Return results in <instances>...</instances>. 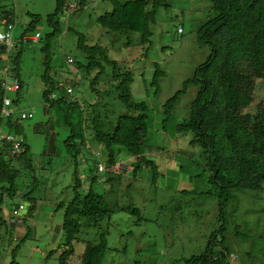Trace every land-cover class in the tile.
I'll use <instances>...</instances> for the list:
<instances>
[{
	"label": "rangeland",
	"instance_id": "374dc122",
	"mask_svg": "<svg viewBox=\"0 0 264 264\" xmlns=\"http://www.w3.org/2000/svg\"><path fill=\"white\" fill-rule=\"evenodd\" d=\"M56 1L0 0V17L7 11L15 15L13 42L17 47L6 52L5 56L12 58L17 51L21 52L19 78H16L22 82V95L18 104L11 106L13 117L16 119L22 111H33V117L22 122L20 134L30 145L33 170L18 180V194L34 189L36 185L33 195L38 202L31 215L33 218L39 214L38 226L32 219L25 220L16 234L15 224L11 222L10 228L9 222L0 215V264H57L58 253L55 251L62 241L63 212L57 210L55 203H67L73 197L74 167L63 149L68 132L61 123L58 124L59 116L54 109L47 107V116L42 111L46 105L42 97L44 55L41 51L43 41L40 40L51 31L46 17L54 12ZM115 1L123 3L128 0ZM165 1L168 7L158 10L155 23L150 26L147 45H142L138 33H109L97 23L99 16L112 10L108 0H83V5H79L80 0H66L67 4L78 7L71 14L64 10L60 16L62 32L50 42L53 56L49 74L55 85L64 84V88L59 86L61 91L55 89V96H66L79 102L86 98L91 103L100 101L89 89L90 81H83L76 66H68L66 62L67 57L80 59L76 43L78 34H82L89 45L105 47L108 56L119 67L132 72L131 98L147 105L145 156L156 166L154 180L148 166L141 164L134 172L135 159L130 162L126 157H121L123 165L116 164L119 173H98L97 165H106L104 149L87 141L89 149L85 152L89 154L83 152L86 161L79 167L83 183L87 186L90 178L96 176L93 190L103 196L111 211V216L100 224L101 229L108 232L104 262L182 264L193 255H201L211 235L224 226L216 241L221 242L223 238L226 264H264V184L258 191H235L233 199L220 210L217 199L205 194L210 185L205 161L199 156L200 150L190 148L189 134L177 131V125L188 118L197 90L193 86L184 88V82L192 78L195 69L209 54L207 46H198L196 33L211 15V4L209 0ZM34 17L40 21L35 23L34 32L24 37L39 33L40 39L20 43L24 29ZM3 29L0 21V31ZM0 58L3 55L0 54ZM11 65V59L10 62H0V80L3 68H12ZM157 71L160 73L155 75ZM110 73L107 68L99 80L98 89L110 91L105 103L110 109L109 116L114 117L126 110L111 91ZM94 76L95 72L91 78ZM8 80L13 82L15 78L9 77ZM67 85L72 89L71 95L65 92ZM177 92L171 115L165 120L163 106ZM6 96L11 100L16 98L15 93ZM36 125L42 126L38 132L32 130ZM50 139L55 143L54 152L47 151ZM96 152L98 157L91 154ZM33 176L37 180L33 181ZM17 204H22L25 208L22 214H27L28 200L20 195L5 199L8 211ZM129 208H136L138 212L126 211ZM97 231L93 229L79 237L86 241L96 240ZM32 247L37 251H32ZM74 249L76 257L84 249L82 241L75 242Z\"/></svg>",
	"mask_w": 264,
	"mask_h": 264
},
{
	"label": "trees",
	"instance_id": "16d2710c",
	"mask_svg": "<svg viewBox=\"0 0 264 264\" xmlns=\"http://www.w3.org/2000/svg\"><path fill=\"white\" fill-rule=\"evenodd\" d=\"M108 1L112 4V10L99 16L97 23L109 33H138L142 45H147L150 41V26L155 23L158 10L168 7L165 0H128L123 3ZM209 2L211 15L196 33L198 46H207L209 54L205 62L195 69L192 78L184 82V88L193 86L197 90L189 107L188 118L177 125V131L189 134L190 148L200 150L199 156L205 161L207 183L210 185L205 194L214 196L222 210L233 199L235 191L263 189L264 0ZM83 3V0H80L79 5ZM66 5V0L56 1L54 12L46 17L47 26L51 31L40 40L43 41L41 51L44 55V73L41 78L45 88L42 97L45 105L58 114V124L61 123L68 132L63 149L74 167L72 199L67 203H55L57 210L63 212L62 241L55 251L58 253L56 261L57 264H105L108 232L101 229L100 224L111 216V211L103 196L93 190L97 177L92 176L87 186L83 183L79 167L86 161L83 152L89 149L85 147L87 141H92L104 149L107 155V169H112L118 162L121 163L123 157L135 159V166L132 168L134 172L141 164L148 166L153 172V180L157 176V169L145 156L147 105L132 100L129 88L133 79L132 72L125 67H119L118 63L108 56L105 47L99 44L89 45L85 37L78 34L76 48L81 54L80 59L72 57V62L67 63L68 66H76L75 69L81 72L83 81H90L89 89L100 99L99 102L91 103L87 98L79 102L66 96H55V89L64 87L62 84L60 87L55 85L49 74L53 56L50 42L62 32L60 16ZM0 21L14 25L15 15L12 11L4 12ZM39 21V18L34 17L22 36L34 32L35 23ZM6 52V47L0 46V54ZM20 56L19 50L7 60H12L11 67L17 78ZM1 61L3 60L0 58ZM107 68L111 71L108 78L111 91L116 94V99L126 110L124 114L114 117L109 116L110 109L105 103L110 91L103 89L101 92L98 89L99 80ZM94 72L95 76L91 78ZM159 73L157 71L155 75ZM18 81L19 88L11 105L13 107L18 104L22 95V82L19 79ZM178 94L179 92L164 104L165 120L169 119ZM3 96L0 85V107ZM13 120V116L8 118L5 128L21 134L22 123ZM1 122L0 120V126ZM85 153L89 154L88 151ZM32 170V154L26 142L19 156L10 153L8 143L0 142V215L5 206V199L20 195L29 201L28 216L32 217L38 202L33 195L37 186L34 185V189L19 194L17 187L21 176ZM107 172L119 173H102ZM32 178L33 181L37 180L34 176ZM17 206L13 205L12 209ZM126 211L138 212L136 208ZM20 221L22 223L25 220L22 218ZM93 229L98 230L96 240L86 241L79 237ZM223 230L224 226L219 228V232L211 235L201 255H193L182 264H226L223 238L221 242L216 241V237ZM77 241H82L84 249L75 257L74 243Z\"/></svg>",
	"mask_w": 264,
	"mask_h": 264
},
{
	"label": "built area",
	"instance_id": "2783aa9c",
	"mask_svg": "<svg viewBox=\"0 0 264 264\" xmlns=\"http://www.w3.org/2000/svg\"><path fill=\"white\" fill-rule=\"evenodd\" d=\"M77 9V6L74 4H67L66 5V12L68 13H73L75 12V10ZM1 24L4 26L3 31H0V46H4L7 49V52H11L12 50H14L17 46L16 44L13 42V29H14V25L13 24H9L6 23L4 21L1 22ZM25 35H23L20 38V43L22 42H26L28 40H31L33 42H37L40 39V34L39 33H35L33 36L26 38L24 37ZM9 57L5 56V54H3V58H1L3 61H7ZM67 63L70 64L72 62V58L71 57H67L66 58ZM9 77H13L15 78V80L13 82H9ZM0 85L3 89L4 92V96L2 98V103H1V107H0V120L1 122V126H0V142H6L8 143V145L10 146V153L15 155V156H19L21 151H22V147L25 144V138L23 136H21L20 134H16L13 132L8 131L5 128V123L8 120V118H11L14 114L11 105H12V100L10 98H8L6 95L8 93H15L18 88H19V81L16 78V74L13 71L12 68H10L9 66H5L3 68L2 71V79L0 81ZM64 87V84H62ZM66 93L68 95L72 94V89L69 85H67L66 87ZM33 117V111H22L19 113L18 117L13 120L16 121L17 123H22L25 120L31 119ZM12 124H14V122H12ZM86 148H89V145L86 144L85 145ZM92 155H94L95 157L99 156V153H92ZM97 170L98 172H106V171H118V167L117 165H115L112 169H107L105 165L99 163L97 165ZM24 209V206L22 204H19L17 207H14L11 210L10 213V222L9 224L12 223H20L21 219H20V212Z\"/></svg>",
	"mask_w": 264,
	"mask_h": 264
},
{
	"label": "crops",
	"instance_id": "0c3cea01",
	"mask_svg": "<svg viewBox=\"0 0 264 264\" xmlns=\"http://www.w3.org/2000/svg\"><path fill=\"white\" fill-rule=\"evenodd\" d=\"M42 111H44V116H47V114H48V110H47V106L46 107H44L43 108V110ZM42 126H40V125H36V126H34V127H32V130L34 131V132H38L39 130H40V128H41ZM29 145V144H28ZM30 146V145H29ZM55 143H54V141L52 140V139H50L49 140V145H48V148H47V151L48 152H54L55 151ZM129 161L130 162H133L134 160L131 158V159H129ZM121 164V163H120ZM121 165H123V164H121ZM129 169H127V171H128ZM125 171V170H124ZM18 205V204H17ZM13 207V206H12ZM12 207H11V209L8 211V210H6V207L4 206L3 207V212H2V219H4L5 221H7V222H10V219H11V217H10V213H11V210H12ZM25 210V208L20 212V219H22V218H24V220H29V219H32V221H33V224L34 225H37L38 226V217H39V214L38 213H36V216H34L33 218L32 217H29L28 216V212H29V210H28V212H27V214H25V215H23L22 214V212ZM21 224L22 223H18V224H15V231H14V233L16 234V231H20V226H21ZM11 228V227H10ZM34 231H36V229H34ZM35 234L33 235V239L35 238ZM32 251H37V249L35 248V247H32Z\"/></svg>",
	"mask_w": 264,
	"mask_h": 264
}]
</instances>
